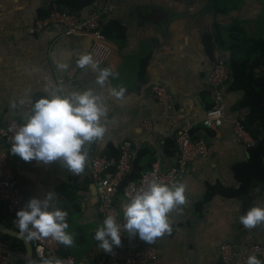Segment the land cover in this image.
Segmentation results:
<instances>
[{
  "label": "crops",
  "instance_id": "1",
  "mask_svg": "<svg viewBox=\"0 0 264 264\" xmlns=\"http://www.w3.org/2000/svg\"><path fill=\"white\" fill-rule=\"evenodd\" d=\"M88 9L113 7L103 21L110 37L118 33L114 23L125 30L123 38L104 36L109 57L91 65L76 64L80 54L90 53V39L66 37L63 29L49 28L37 34L29 32L33 23L45 16L54 0H0V128L27 115H18L24 104L40 96L67 95L92 88L101 97L106 113L101 123L106 131L102 140L85 143L88 158L85 167L73 174L59 161L43 164L25 162L9 152V161L17 173L24 204L29 198L55 195L49 207L65 210L73 244H61V253L71 255L76 264H93L96 257L107 255L93 239L103 218L98 213V196L89 177L88 161L107 155L113 162L119 157L123 141H131L138 150L153 149L154 162L169 170L177 162L174 144L178 131L188 128L197 138L207 140L212 148L210 159H201L188 168L179 183L185 186V202L168 213L171 231L146 243L139 238L135 245L151 244L159 249L158 258L148 264H221L219 247L232 244L244 251L252 243L264 247V222L246 228L239 216L253 205H264V183H257L244 205L243 200L216 195L201 211L197 203L207 186L218 182L239 186L233 165L246 162L248 153L232 134L231 121L242 109V91L223 89L227 123L206 128V114L216 107L214 92L208 85V73L219 55L232 58L249 56L260 59L257 49L264 42V0H91ZM87 8H83L85 10ZM212 39L210 47L206 40ZM255 72L264 73V60H258ZM63 64L62 69L58 65ZM77 66L70 84H58ZM110 68L105 85L96 84L97 71ZM153 85L164 86L172 101L167 114L151 93ZM123 88L117 97L110 89ZM15 103V108L11 105ZM30 114V113H29ZM180 117L175 123L172 119ZM151 124V132L146 123ZM153 162V163H154ZM116 201L120 211L127 201L122 193ZM246 206V208H245ZM4 209V208H3ZM6 223V213L4 210ZM264 261V257L262 259ZM16 264V263H15ZM236 264H243L238 262Z\"/></svg>",
  "mask_w": 264,
  "mask_h": 264
},
{
  "label": "built area",
  "instance_id": "2",
  "mask_svg": "<svg viewBox=\"0 0 264 264\" xmlns=\"http://www.w3.org/2000/svg\"><path fill=\"white\" fill-rule=\"evenodd\" d=\"M87 8V7H85ZM111 5L102 8L85 9L77 13L59 10L52 5L46 15L37 19L29 32L37 34L49 28H62L66 37L85 36L90 39V54L98 63L105 61L110 55V48L106 44L102 34L103 21L112 12ZM77 66L69 69L64 79L58 80V84H70L73 82L74 73ZM230 62L224 55H219L214 65L208 73V85L214 92L216 107L206 114L205 127H223L227 123L225 115V103L223 89L228 87L231 80ZM151 93L157 102L162 105L167 114L172 111V101L167 89L162 85H153ZM31 106L22 105L18 115L30 113ZM250 111L242 108L237 112L236 117L231 121L232 134L239 145L250 149L256 146L257 141L247 128V119ZM175 123L180 122V117L172 116ZM20 121L14 119L6 126L0 128V203L6 213V224L18 231L14 222L15 212L24 205L23 194L20 189L17 173L9 161L10 145L12 136ZM146 129L151 132V124L146 123ZM177 162L169 170H163L158 162H154L142 176L128 182L122 190L123 198L128 201L138 190L145 187L152 179H158L165 184L180 182L186 174L190 165L201 159H210L213 151L209 143L204 138L194 137L191 130L181 128L175 140ZM135 147L131 141H123L119 148V157L113 162L107 155L93 156L87 164L89 177L94 181L98 196V213L104 219L106 215L116 213V219L121 224L124 223L122 212L120 211L116 197L125 177L132 170V162L135 154ZM121 243L113 246L107 255L96 257L93 264H148L157 260L159 249L151 244H143L137 247L135 243L138 237L129 235L121 227ZM32 249V264H40L44 258H60L63 264H76V260L71 255L61 253V244L51 237L29 240ZM10 239L0 237V264H14L13 260L20 259L11 248ZM22 255V254H20ZM255 255L262 260L264 257V247L258 243H252L244 251H238L230 243H223L219 247V257L221 264H236L241 262L247 264V257Z\"/></svg>",
  "mask_w": 264,
  "mask_h": 264
},
{
  "label": "clouds",
  "instance_id": "3",
  "mask_svg": "<svg viewBox=\"0 0 264 264\" xmlns=\"http://www.w3.org/2000/svg\"><path fill=\"white\" fill-rule=\"evenodd\" d=\"M80 67L96 62L90 53L80 54L76 60ZM59 68L65 65H58ZM112 73L110 68H100L96 75V84L103 87ZM124 89H110L111 94L119 97ZM59 94H49L36 99L30 114L24 117L12 136L10 153L25 162L37 161L48 164L59 161L61 166L73 174L80 173L88 158L85 143L102 140L106 131L100 122L106 108L101 97L92 88L73 91L67 95L57 89ZM15 108V103L11 105ZM183 183L165 184L158 179L150 180L122 205L124 223L116 219V213L106 215L93 234L104 252L112 251L113 246L121 243V227L128 234L151 243L155 238L171 231L168 213L177 205L185 202ZM55 198L47 192L43 198L32 197L15 212L14 222L18 235L26 240L51 237L56 242L71 246L73 235L66 231L68 213L59 206L49 207ZM239 222L246 228H252L264 222V205H253L239 216ZM40 264H63L60 258H44ZM247 264H264L255 255L247 257Z\"/></svg>",
  "mask_w": 264,
  "mask_h": 264
},
{
  "label": "trees",
  "instance_id": "4",
  "mask_svg": "<svg viewBox=\"0 0 264 264\" xmlns=\"http://www.w3.org/2000/svg\"><path fill=\"white\" fill-rule=\"evenodd\" d=\"M91 3V0H54V5L57 9L72 13L81 11L83 8L90 6ZM112 25L118 28L116 35H113V37L108 36L107 28H102V34L114 40L122 39L125 30H121L114 23L108 24L110 27ZM206 44L210 47L212 39L208 38ZM257 49L260 59L253 62L249 56L231 59L230 67L232 75L228 84V89L231 92L242 91L244 93L240 107L247 108L250 111L247 119V128L254 136L257 144L253 148L246 149L248 153V160L246 162H238L233 165V174L239 186H226L220 182L214 185L209 184L202 200L197 203V211H201L204 205L209 203L216 195L243 200L245 205L253 187L257 183H264V73L258 75L255 72L256 66H259L258 60H264L263 41L257 43ZM193 136L196 137L195 135ZM174 148V144L167 145V150L172 151ZM153 155V149L149 146H144L135 151L132 170L123 180L118 194L122 193L123 187L128 182L139 179L143 173L151 168L154 162ZM0 237L4 240H11L10 248L14 252L19 254L24 253L23 244L20 240L1 234ZM16 264H22V261L18 259Z\"/></svg>",
  "mask_w": 264,
  "mask_h": 264
},
{
  "label": "water",
  "instance_id": "5",
  "mask_svg": "<svg viewBox=\"0 0 264 264\" xmlns=\"http://www.w3.org/2000/svg\"><path fill=\"white\" fill-rule=\"evenodd\" d=\"M4 218V209L0 203V234L20 240L23 244L24 253L22 255L18 253L16 254L20 256L22 264H32V249L29 240H26L23 236L18 235V231L12 229L3 221Z\"/></svg>",
  "mask_w": 264,
  "mask_h": 264
},
{
  "label": "rangeland",
  "instance_id": "6",
  "mask_svg": "<svg viewBox=\"0 0 264 264\" xmlns=\"http://www.w3.org/2000/svg\"><path fill=\"white\" fill-rule=\"evenodd\" d=\"M17 262V259L16 258H14V260H13V263L15 264Z\"/></svg>",
  "mask_w": 264,
  "mask_h": 264
}]
</instances>
